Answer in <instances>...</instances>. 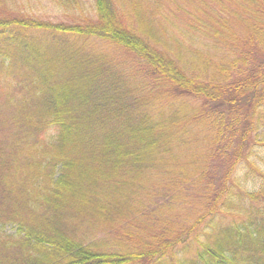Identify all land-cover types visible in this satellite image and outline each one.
Masks as SVG:
<instances>
[{"label": "trees", "instance_id": "16d2710c", "mask_svg": "<svg viewBox=\"0 0 264 264\" xmlns=\"http://www.w3.org/2000/svg\"><path fill=\"white\" fill-rule=\"evenodd\" d=\"M172 1L0 16V264H264V0Z\"/></svg>", "mask_w": 264, "mask_h": 264}, {"label": "rangeland", "instance_id": "374dc122", "mask_svg": "<svg viewBox=\"0 0 264 264\" xmlns=\"http://www.w3.org/2000/svg\"><path fill=\"white\" fill-rule=\"evenodd\" d=\"M165 8L173 3L172 0H161ZM195 3H198L200 0H193ZM91 0H0V16L7 17L12 21H19L25 19H41L43 22H50L54 24H66L72 25L81 21L83 15L91 13L92 9L90 7ZM84 5V6H81ZM145 7H151L150 3H145ZM234 25H242L239 19L233 21ZM14 26L20 27V24ZM22 31L29 32L32 28L29 27H20ZM157 28V27H154ZM41 28H37L39 30ZM43 30V29H42ZM46 31V30H43ZM242 33L241 29L238 30ZM47 32V31H46ZM22 34H25L21 32ZM33 35H39L38 31L35 30ZM261 160L257 162L252 161L256 165V171L262 173L257 175V172H254L249 175V181L245 185V191L256 195L258 197L257 202H261L264 207V193L263 195L259 194V188L261 184L264 183V149H257ZM238 169L241 168V165H237ZM262 178V179H261ZM242 180V177L240 178ZM264 192V187L262 188ZM262 209L261 206H255V212L257 209ZM146 215V214H145ZM144 215V216H145ZM151 214H147L145 217L142 216L141 221L137 224L139 226L140 234L143 237L150 238L155 234V230L160 232L165 228V220L151 219ZM148 233V235H145Z\"/></svg>", "mask_w": 264, "mask_h": 264}]
</instances>
